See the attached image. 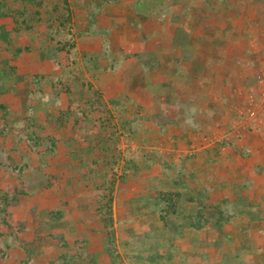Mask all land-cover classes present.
Masks as SVG:
<instances>
[{"label":"rangeland","instance_id":"rangeland-1","mask_svg":"<svg viewBox=\"0 0 264 264\" xmlns=\"http://www.w3.org/2000/svg\"><path fill=\"white\" fill-rule=\"evenodd\" d=\"M4 6L0 264H264V0Z\"/></svg>","mask_w":264,"mask_h":264},{"label":"trees","instance_id":"trees-1","mask_svg":"<svg viewBox=\"0 0 264 264\" xmlns=\"http://www.w3.org/2000/svg\"><path fill=\"white\" fill-rule=\"evenodd\" d=\"M25 1H27L28 2V4H33V2H34V0H25ZM5 3H6V0H0V16L2 15L3 16V14H5L6 12H4V5H5ZM1 34V33H0ZM6 34V33H5ZM2 36V35H1ZM19 86H21V82L19 81V84H18ZM37 132V131H36ZM39 137V136H38ZM21 138H26V136L25 135H23V134H21ZM28 138V142L31 144L32 142H34V136H28L27 137ZM40 142H41V140H40ZM39 144V142L37 143V145ZM36 144L34 145V146H32V147H36L37 146ZM53 145H55V143H53ZM172 207L174 206V205H171ZM175 206H176V204H175ZM104 223H105V227L106 228H108L109 226L110 227H112V224H113V219H112V217H108L107 219H105V221H104ZM112 260L114 261L115 260V258L114 257H112Z\"/></svg>","mask_w":264,"mask_h":264},{"label":"crops","instance_id":"crops-1","mask_svg":"<svg viewBox=\"0 0 264 264\" xmlns=\"http://www.w3.org/2000/svg\"><path fill=\"white\" fill-rule=\"evenodd\" d=\"M262 220H264L263 217L260 218V221H262ZM261 232H262V231H261ZM262 234H264V233H262ZM263 236H264V235H263ZM262 243H263V245H262V246H258V249H260V250L263 251V249H264V241H263Z\"/></svg>","mask_w":264,"mask_h":264}]
</instances>
